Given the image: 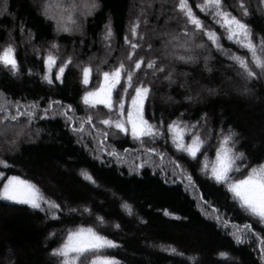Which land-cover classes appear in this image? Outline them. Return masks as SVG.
Segmentation results:
<instances>
[{"label":"trees","instance_id":"16d2710c","mask_svg":"<svg viewBox=\"0 0 264 264\" xmlns=\"http://www.w3.org/2000/svg\"><path fill=\"white\" fill-rule=\"evenodd\" d=\"M75 2L76 13H85L86 18L77 15L73 25L64 12L69 0H0V49L14 47L20 62L16 75L0 67L4 98L13 104H36L37 117L54 101L71 105L74 112L69 115L74 117L96 112L100 115H92V122L100 129L104 126L99 119L107 110L82 104L87 89L81 83V68H93L91 89L97 81V66L102 74L121 62L130 67L139 58L145 64L155 60L166 72L172 68L176 83L161 81L164 73L153 76L144 67L136 73L147 72L143 80L151 82L145 117L157 124L163 117L166 128L177 118L194 123L204 115L200 135L206 138L205 147L193 161L175 151L170 141L153 144L146 140L141 146L130 136L108 129L105 146L122 154L118 160L99 147L92 125H84V134L73 132L72 124L60 114L61 106L55 104L46 119L8 125L9 130L0 134V160L9 165L0 167V186L17 176L35 184L41 195L60 208L49 211L42 205L43 210H36L0 198V264H57L52 251L62 246L69 230L79 227H93L114 240L119 246L102 255L119 264H264V243L260 242L264 241V224L242 210L226 187L208 179L203 170L204 163H214L220 139L229 130L237 134L235 151L245 155L238 163H248L250 168L264 161V75L254 68L250 55L224 39L223 30L211 22V13L199 11L197 6L204 0H189L206 29L215 31L224 48L231 49L229 55L244 56L257 72L256 79L248 80L253 84L252 94L246 95V87L239 84L242 76L237 74L242 70L228 56L217 53L206 37L198 35L197 39L208 45L213 57L208 61L211 71L205 70L200 50L185 53L171 42L185 26L193 30L186 25L178 0H95L97 9L92 8V0ZM241 3L249 13L243 19L255 41L264 36V0H224L226 10L233 14L242 11ZM65 23L71 34L58 30ZM106 25L113 32L111 40L103 38ZM125 37L140 45L131 60L128 56L133 50ZM53 43L58 50L52 49ZM49 52L58 57L56 67L69 56L73 65L79 64L69 66L63 83L55 80L56 68L52 69V85L43 79ZM181 55H197L199 62L183 64L178 59ZM187 96L193 99L186 100ZM75 123L78 127L79 120ZM144 148H154L157 154L146 153ZM140 164L144 166L138 167ZM247 171L243 168L235 175L243 177ZM84 172L94 178L95 185L82 176ZM125 203L131 206L132 215L123 208ZM53 214L58 218L53 219ZM97 217H103L105 223L100 225ZM245 223L251 225V231H242L245 243L237 244L233 232Z\"/></svg>","mask_w":264,"mask_h":264},{"label":"snow or ice","instance_id":"6c2138e0","mask_svg":"<svg viewBox=\"0 0 264 264\" xmlns=\"http://www.w3.org/2000/svg\"><path fill=\"white\" fill-rule=\"evenodd\" d=\"M78 5L75 0H69V3L64 8L67 13V22L73 25L76 24V16L86 18L83 12L76 13ZM179 11L186 17V25L192 26L190 31L187 26L179 35H173L171 42H175L185 53H195L200 50L198 55L205 60L204 68L206 71H211L208 66V61L213 59L208 50V45L203 42V39H197L198 35L206 37L211 42V46L215 48L216 52L222 56H228V59L238 65L242 72H238L245 80H253L257 78V72L250 66L248 59L242 55L232 54L229 55L231 49H225L221 43V36L211 29H206V26L201 18H198L190 7L189 0H178ZM199 11L205 15L211 13L210 20L223 30L224 39L235 45L238 49H244L251 57L252 65L255 69H259L261 75H264V36L258 37L253 40L252 29L246 23L243 17L249 15L247 8L243 3L240 4L241 12L233 14L232 11L226 10L224 0H204V3L197 6ZM92 8L97 9L98 5L95 0H92ZM47 13V8L45 9ZM46 18L53 19L51 16ZM105 40H111L113 32L110 26H107ZM132 29L133 37L137 36L136 28ZM58 30L64 33L71 34L72 29L67 26V23L58 25ZM125 43L129 44L131 49L128 60L132 59L135 55V50L140 47L139 44L132 42L128 37L124 38ZM166 43H168L166 41ZM52 49H57L59 46L55 43L51 45ZM151 47V45H149ZM110 49V45H109ZM57 56L49 52L44 60V67L46 74L43 79L49 84L54 83L52 77V69L56 68L55 80L63 83V78L69 66L79 67V64L73 65L72 58L69 56L62 60L59 67L57 65ZM183 64L198 63L197 55H181L178 57ZM0 67L7 69L11 74L16 75L20 72V62L16 58V49L12 46L0 49ZM144 67L151 70V74L156 76L158 73H164L159 77L161 81H167L170 85L175 84L176 80L173 79L172 68L169 67L165 71V67L158 65L155 60H149L146 64L143 58L137 59L132 65L126 66L123 62L115 66H110V70H103L101 74L100 66H97V81L95 86L88 89V85L92 84L93 68L84 66L81 68L82 80L81 83L87 89L81 97L82 104L88 109L103 108L107 110L104 118L99 119V124L103 128L97 129L96 125L92 122V115H100L99 113H92L84 117H74L69 113L74 112L71 105H61V102L54 101L49 104L48 108L43 110V115L37 117V105L20 103L13 104L4 98L0 92V134L9 130L8 125L16 124L18 122H26L31 124L37 118H48L49 112L52 110L53 105H60L62 111L61 115L72 124V131L84 134L85 124L92 125V129L96 131V138L99 147L108 155L116 159H122V154L116 151L109 150L105 146V142L109 137L108 129H115L117 132L130 136L132 140L137 141L141 146L145 141L153 144L158 140H163L164 143L171 142L175 151L186 154L191 160H196L197 156L205 147L206 138L200 135V127L204 121V115L194 123H188L179 118L170 121L167 127L164 126L163 117L160 118L159 123H151L145 117V105L149 101L152 94L151 82L145 83L143 76L148 75L147 72L137 76L136 73L140 72ZM135 81V83H134ZM123 84V87L121 85ZM212 91V90H209ZM131 93V94H130ZM186 100H192L193 97L187 96ZM127 105V111L126 109ZM14 109V111H10ZM183 116V113H180ZM76 120H79V126H76ZM22 127V124H21ZM165 132L168 133L165 138ZM88 135H92L89 131ZM235 131H227L222 135L217 150L215 152V161L212 165L204 163L203 170L208 174V179L214 181L217 185H224L226 190L231 193V197L236 201L239 207L244 210L248 215L256 218L261 224H264V161L257 163L249 168L248 163L240 164L238 161L245 160L243 152L237 153L235 151ZM186 137L189 139L186 140ZM146 153L157 154L154 148H144ZM127 150H125L126 152ZM163 159V156H160ZM7 162L0 160V167H8ZM143 164L138 167H143ZM179 167V165H177ZM243 168H248L247 173L243 177H237ZM181 171H183L181 169ZM3 174L0 173V178ZM82 176L89 182L95 185L93 177L86 172ZM0 198L6 201H12L19 204L29 205L36 210H43L42 205H47L48 210L59 209L60 205L47 200L40 194L39 188L24 179L17 176H11L7 179L6 183L0 186ZM123 208L127 210L128 215H132V208L127 203L123 204ZM75 212L76 209H72ZM91 214L89 209H85ZM53 219L58 217L53 214ZM97 222L100 225L105 223L103 217H97ZM225 227L228 225L225 224ZM119 229L120 225H114ZM242 231H251V225L245 223L243 228L237 226V230L233 232L237 244L245 243L242 238ZM264 243V241H260ZM119 245L106 235L101 234L93 227H79L78 229L69 230L66 235V240L62 242V246H58L52 251V255L56 258L57 264H119L115 258L102 255L105 250L113 249ZM264 253V249L261 250ZM221 256L227 259L224 253Z\"/></svg>","mask_w":264,"mask_h":264},{"label":"rangeland","instance_id":"374dc122","mask_svg":"<svg viewBox=\"0 0 264 264\" xmlns=\"http://www.w3.org/2000/svg\"><path fill=\"white\" fill-rule=\"evenodd\" d=\"M83 1L86 2V0H83ZM88 7H89V5H88ZM53 14L54 13H51V16H53ZM239 84H240L241 87H246V89H247V92H245L246 95H249V94L251 95L252 94L251 87L253 86V84H250L248 80H245V79L242 78V80L240 81ZM8 202L15 203V202H12V201H8ZM24 205H26V204H24Z\"/></svg>","mask_w":264,"mask_h":264}]
</instances>
